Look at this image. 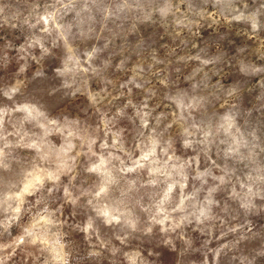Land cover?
I'll use <instances>...</instances> for the list:
<instances>
[{"label":"rangeland","instance_id":"rangeland-1","mask_svg":"<svg viewBox=\"0 0 264 264\" xmlns=\"http://www.w3.org/2000/svg\"><path fill=\"white\" fill-rule=\"evenodd\" d=\"M0 264H264V0H0Z\"/></svg>","mask_w":264,"mask_h":264}]
</instances>
